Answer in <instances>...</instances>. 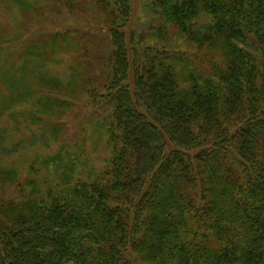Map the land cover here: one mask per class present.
Segmentation results:
<instances>
[{
  "label": "trees",
  "instance_id": "1",
  "mask_svg": "<svg viewBox=\"0 0 264 264\" xmlns=\"http://www.w3.org/2000/svg\"><path fill=\"white\" fill-rule=\"evenodd\" d=\"M23 1L89 27L0 41V264H264V0Z\"/></svg>",
  "mask_w": 264,
  "mask_h": 264
},
{
  "label": "rangeland",
  "instance_id": "2",
  "mask_svg": "<svg viewBox=\"0 0 264 264\" xmlns=\"http://www.w3.org/2000/svg\"><path fill=\"white\" fill-rule=\"evenodd\" d=\"M143 1L144 0H132L133 12L130 29H134L136 30L135 32L138 33L147 34L149 27L158 25V23L154 19H152L153 13L145 10ZM5 2L8 3V7L10 8H7L6 10L0 9V41L4 38V35L12 31L16 25L17 28H22V30H24L23 39L25 40L28 38H36L43 33L54 32V30H56L57 28H68L71 23L77 24L78 28L80 29H83V26L81 24H85L89 27V24L84 21V19L80 17L68 18V15H66L65 18L53 19L50 22L43 24L42 22H39V16L41 15V13H32V11L28 9L23 0H5ZM91 29L96 31L94 26ZM15 32L16 31H14V34ZM173 32H175V30H173ZM94 34H96V32ZM96 35L98 37L99 33H97ZM100 35L101 37L108 39V35L102 33ZM105 42L108 44L106 39ZM192 51L193 53L190 54V58L193 55L197 54L196 49H194L193 47ZM205 52L207 51H200V56L204 57ZM207 54H209V50ZM193 62L197 64L200 62V60H195ZM99 64L100 61H95V73L97 72V67L99 66ZM203 66L206 70L209 69L207 65ZM94 113H96V109H94V107H90L85 100L81 101L77 108L64 118V123L66 125L64 141H67L69 144H73L79 139L84 138L85 134L87 133L91 136L92 132L88 129V126L92 124L90 122L93 120ZM85 129H88L87 133L84 132ZM41 153L45 157L49 156V148H46L45 150L42 149ZM103 154H107L105 150H103ZM94 164L98 165L96 162H94ZM6 189H8V187L5 188V190Z\"/></svg>",
  "mask_w": 264,
  "mask_h": 264
}]
</instances>
